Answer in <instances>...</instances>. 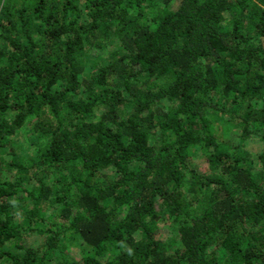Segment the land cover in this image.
<instances>
[{
	"label": "trees",
	"instance_id": "trees-1",
	"mask_svg": "<svg viewBox=\"0 0 264 264\" xmlns=\"http://www.w3.org/2000/svg\"><path fill=\"white\" fill-rule=\"evenodd\" d=\"M0 264H264V0H0Z\"/></svg>",
	"mask_w": 264,
	"mask_h": 264
},
{
	"label": "rangeland",
	"instance_id": "rangeland-1",
	"mask_svg": "<svg viewBox=\"0 0 264 264\" xmlns=\"http://www.w3.org/2000/svg\"><path fill=\"white\" fill-rule=\"evenodd\" d=\"M25 127H27L26 129H24ZM23 129L19 130L17 133H15L12 136V140L9 144V147H13L15 148L20 155H27V151H28V147L30 146V144H32V135L29 132V128L28 126H25ZM254 141V142H253ZM251 145H257L259 144V140L258 139H253ZM8 147V148H9ZM192 162L197 166V168L199 170H205L208 165L206 162V154L205 153H196L195 155L192 156ZM108 172V171H106ZM28 239V238H27ZM34 239V237H33ZM33 239H28L29 243H33ZM71 257H76L77 256V247L76 246H72L69 247V253H68Z\"/></svg>",
	"mask_w": 264,
	"mask_h": 264
}]
</instances>
